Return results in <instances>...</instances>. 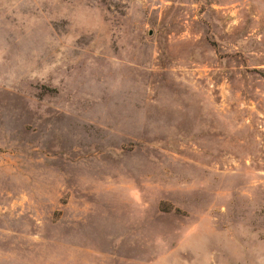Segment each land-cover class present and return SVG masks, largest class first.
Returning a JSON list of instances; mask_svg holds the SVG:
<instances>
[{
    "label": "rangeland",
    "instance_id": "rangeland-1",
    "mask_svg": "<svg viewBox=\"0 0 264 264\" xmlns=\"http://www.w3.org/2000/svg\"><path fill=\"white\" fill-rule=\"evenodd\" d=\"M0 264H264V0H0Z\"/></svg>",
    "mask_w": 264,
    "mask_h": 264
}]
</instances>
